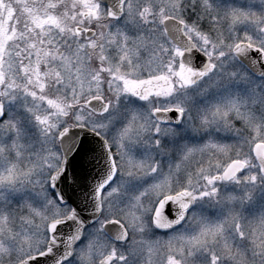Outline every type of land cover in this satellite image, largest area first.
<instances>
[{
	"label": "rangeland",
	"instance_id": "obj_1",
	"mask_svg": "<svg viewBox=\"0 0 264 264\" xmlns=\"http://www.w3.org/2000/svg\"><path fill=\"white\" fill-rule=\"evenodd\" d=\"M90 6L98 7L94 0H90ZM165 16L181 20L185 33L210 57L212 68L196 83L186 84L180 104L185 123L192 124L197 141L191 142L192 147L187 149L192 151H185L182 157L175 152L173 156V149L163 157L165 150L158 144L163 137L159 132L165 127L156 131L158 137L153 136L149 113V154L145 159L143 154L137 158L146 180L135 184L124 179L104 194L102 221L118 220L127 239L116 244L104 236L101 223L96 224L86 230L68 264H98L106 255L114 256L113 264H264V187L250 171L227 187H217L213 179V172L218 169L220 173L229 161L250 157L254 142H264L258 128L257 82L250 79V83L232 53L233 46L241 41L264 50V0H127L122 19L115 22L117 32H106L110 36L103 37V45L106 48L115 43L110 40L114 38L122 44L134 41L132 47L137 49L145 45L141 39H148L149 69L164 70L170 78L176 77L179 50L161 29ZM123 46L118 53L128 52L113 64L107 58L103 60L109 68L107 76L102 80L89 77L82 89L79 75L67 74L72 60H67L66 66L64 55L55 65L61 70L60 76L56 73L57 79L61 77L60 90L51 95L31 82L41 83L42 77L36 75L41 68L24 70L14 62L15 69L9 70L8 77L0 70V100L5 109L0 121V264L40 250L47 223L67 212L48 189L49 175L60 160L56 134L70 120L77 122L79 111L70 113L69 105L78 102L82 94L107 92L110 96L119 93L125 79L141 78L147 59L134 53L131 46ZM99 52L100 48L96 50ZM111 55L114 57V53ZM193 100L200 104L199 113L191 104ZM247 104L250 129L244 125ZM101 121L87 125L112 140L117 135L112 132L116 124L112 127L108 119ZM119 131L129 134L126 127H119ZM169 132L166 130L165 135L173 137ZM164 166L181 175L184 172L187 187H195L200 197L196 211L170 234L154 232L150 220L155 202L166 193L164 180H159L167 176L161 169ZM197 170L201 171L199 185L194 179ZM149 172L159 176L151 185ZM149 196L153 197L152 205ZM139 200L146 204H139ZM27 237L37 241L27 242Z\"/></svg>",
	"mask_w": 264,
	"mask_h": 264
},
{
	"label": "flooded vegetation",
	"instance_id": "obj_2",
	"mask_svg": "<svg viewBox=\"0 0 264 264\" xmlns=\"http://www.w3.org/2000/svg\"><path fill=\"white\" fill-rule=\"evenodd\" d=\"M94 4L98 5V7H91L90 0H0V70L8 77L7 73L9 70L11 68L13 70L15 69L14 62L24 70L30 67L34 70L41 68L42 70L36 74L42 77L43 80L41 83L36 84L33 79L31 82L35 88L42 86V89H45L51 95L55 94L56 89L58 91L60 90L61 77L57 79L56 73L60 76L61 70L60 68L57 69L55 65L60 61L62 55L66 58V66L68 64L67 60H72L71 65L70 63L68 64L70 71H67V74L70 73L71 75L73 73V75H79L83 82L81 89L86 86L89 77L102 80L107 76L109 68L104 65L103 60L107 58L113 64V60L118 59L123 52H128L121 50L118 53V50L123 49V45H126L123 47H128V49L131 46L134 53L141 54L147 59L146 70L142 72L141 78L136 81L130 80L129 78L125 79L119 93L113 92V95L111 94L110 96L107 92L104 94L94 93L90 96L82 94V98L78 102L69 105L70 113L76 109L79 111V116L77 122L70 120L66 123L68 126L83 125L89 127L87 124L90 121L96 120L97 122H102L101 120L103 119H108L112 127L113 124L117 126V128L113 127V135H117L113 136L112 140L102 134L101 131L93 129L106 141L115 166L114 176L101 194V204L103 206L105 204L104 201H106L104 194L115 188L124 179L134 181L135 184L146 180L144 177V168L137 158H139L140 154H143L145 159L149 154V143H147L149 142V113L150 122L152 126L154 125L153 129L155 133L153 136L158 137L156 131L159 128L165 127V131L161 129L159 132V134L162 133L163 137L158 144L165 150L162 154L163 157H168L171 149H173V156H176L175 153H177L181 157L185 151L187 153L192 151L190 149L188 150L187 147L191 148L193 145L191 142L196 143L197 138L191 132L190 127H192V124L188 126V122L185 123V111L180 107V104L184 102V92H187L186 84L199 81L204 74L209 72L212 65L210 61V64L204 66L203 69H194L180 62L181 51L179 50V54L175 60L177 61L178 68L175 71V75L177 76L170 78L169 72H164V70L158 71L152 68L149 69L148 39H141L140 42L143 41L145 45H139V48L136 49L132 47L134 41L129 44H122L116 39L111 38L110 40L115 43L105 48L103 45V37L107 36L106 32H110L111 30L114 32L116 30L114 28L116 20L106 18L108 10L104 4L98 0H94ZM89 15H92V17ZM108 36H110V33ZM108 41L106 40V44ZM114 44L120 46H113ZM98 48H100V55L96 53ZM113 53L114 57L111 55ZM237 64L248 74L249 81L252 79L257 82V93L259 97L257 102L258 128L259 133H263L264 135V77L254 75L239 61H237ZM93 97L100 98L102 101V104L100 103L96 106L97 110L100 106L106 104L107 110L105 113L94 111L88 106L87 101ZM0 102L3 104L2 100ZM192 103H194V108H197L196 112L198 111L197 113H199L200 109L198 106L200 104L198 101L193 100ZM170 109H175L179 112V119L176 123L160 115V111ZM246 109L248 111V117L244 120V125L247 129H250L251 122L249 120L252 119H250L248 104L246 105ZM250 109H254L253 105L250 106ZM261 118H263V121ZM121 126L126 127L129 134H121L119 131V127ZM89 128L92 129L91 127ZM166 130H170L169 133H173L174 136H166ZM244 130L246 132V129ZM214 137L217 140V137ZM256 143L264 144L261 141L254 142L250 157L239 159L244 163V168L235 177L225 180L221 176L223 170L220 173H218V169L213 172L215 173L213 179L217 187L231 185V182L247 171L253 172L254 179L257 178V183L264 187V175L261 173L253 151ZM137 155L138 157H136ZM248 161L251 162L248 163ZM161 169L167 172V176L164 178L159 179L156 173L149 172V185L159 179L164 180L167 186L165 188V195L159 197L154 204V210L150 217L151 224L156 205L161 199L185 192L188 193V198L191 201L189 207L183 211L185 218L179 227L169 231H159L153 228L154 232H158L159 234H170L181 228L190 218L192 211H196L195 209H197L196 206L200 197L195 193V187H187V177L184 172L183 175L175 173L174 168L167 166ZM200 172H196L194 177V179L197 178L198 185L201 180ZM123 176L127 178H123ZM253 180L250 181L252 182ZM132 191L135 190L133 189ZM152 200L153 197L149 196V204L151 205ZM138 203L146 204L143 200H139ZM262 208L264 209V204ZM47 239L48 234H45V241L40 250L26 253L23 257L11 264L20 261L28 255L44 250ZM29 240L32 243L36 242L37 238H25V241L29 242ZM68 263L69 261L63 264Z\"/></svg>",
	"mask_w": 264,
	"mask_h": 264
},
{
	"label": "water",
	"instance_id": "obj_3",
	"mask_svg": "<svg viewBox=\"0 0 264 264\" xmlns=\"http://www.w3.org/2000/svg\"><path fill=\"white\" fill-rule=\"evenodd\" d=\"M108 9V18H119L124 0H100ZM166 36L183 49L180 61L194 69H203L207 56L198 50L184 34V25L179 20L167 16L161 21ZM264 33V24L262 25ZM235 57L245 64L252 73L264 76V53L257 47L244 43L236 44L233 49ZM102 101L93 98L88 106L103 113L106 104L96 106ZM102 104V103H101ZM3 109L0 104V119ZM161 117L176 123L179 112L175 109L160 111ZM61 153L59 168L49 178V187L60 204H69V212L47 225L48 241L45 249L30 255L16 264H62L73 254L74 246L80 241L86 227L93 224L101 213V192L111 181L115 168L105 141L96 133L83 126L65 127L57 134ZM255 157L264 175V144L256 143L253 148ZM244 168L241 160L228 163L222 172L224 179L234 177ZM191 201L188 193L181 192L160 200L153 215V226L168 231L178 227L185 218L183 211ZM106 232L115 241L122 242L126 233L120 223H105ZM111 256L103 259L101 264H109Z\"/></svg>",
	"mask_w": 264,
	"mask_h": 264
},
{
	"label": "bare ground",
	"instance_id": "obj_4",
	"mask_svg": "<svg viewBox=\"0 0 264 264\" xmlns=\"http://www.w3.org/2000/svg\"><path fill=\"white\" fill-rule=\"evenodd\" d=\"M258 47V46H257ZM260 48V47H259ZM162 200V199H161Z\"/></svg>",
	"mask_w": 264,
	"mask_h": 264
}]
</instances>
